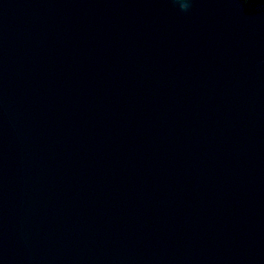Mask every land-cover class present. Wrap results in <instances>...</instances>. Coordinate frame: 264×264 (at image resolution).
Wrapping results in <instances>:
<instances>
[{"label":"water","instance_id":"obj_1","mask_svg":"<svg viewBox=\"0 0 264 264\" xmlns=\"http://www.w3.org/2000/svg\"><path fill=\"white\" fill-rule=\"evenodd\" d=\"M0 264H264V1L0 0Z\"/></svg>","mask_w":264,"mask_h":264},{"label":"clouds","instance_id":"obj_2","mask_svg":"<svg viewBox=\"0 0 264 264\" xmlns=\"http://www.w3.org/2000/svg\"><path fill=\"white\" fill-rule=\"evenodd\" d=\"M192 0H177L181 10H187L191 6Z\"/></svg>","mask_w":264,"mask_h":264},{"label":"trees","instance_id":"obj_3","mask_svg":"<svg viewBox=\"0 0 264 264\" xmlns=\"http://www.w3.org/2000/svg\"><path fill=\"white\" fill-rule=\"evenodd\" d=\"M248 3L256 4V3H262L264 0H246Z\"/></svg>","mask_w":264,"mask_h":264}]
</instances>
